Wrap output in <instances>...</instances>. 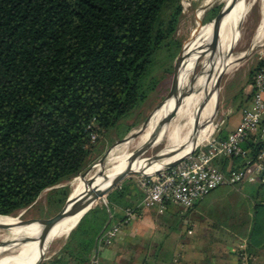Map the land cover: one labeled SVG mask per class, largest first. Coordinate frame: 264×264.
Instances as JSON below:
<instances>
[{
  "label": "trees",
  "instance_id": "16d2710c",
  "mask_svg": "<svg viewBox=\"0 0 264 264\" xmlns=\"http://www.w3.org/2000/svg\"><path fill=\"white\" fill-rule=\"evenodd\" d=\"M219 11L210 10L207 23ZM183 12L182 0H0V215L31 207L48 189L52 208L63 209L70 188L59 186L104 154L92 132L117 129L157 90V73L174 75ZM263 69L264 61L248 85ZM244 92L236 97L241 107L254 90ZM242 148L244 155L218 156L214 166L229 176L263 164L248 235L253 255L264 249V127ZM137 191L136 184L113 190L107 205L73 229L62 253L92 264L114 209L129 207Z\"/></svg>",
  "mask_w": 264,
  "mask_h": 264
},
{
  "label": "rangeland",
  "instance_id": "374dc122",
  "mask_svg": "<svg viewBox=\"0 0 264 264\" xmlns=\"http://www.w3.org/2000/svg\"><path fill=\"white\" fill-rule=\"evenodd\" d=\"M246 1L247 4L251 6L250 11L241 25L238 43L231 52L232 56L234 57H240L242 54L246 53V55H244L245 60H243L242 62H237L235 66L230 69V71H227L223 76L219 85V112L212 126L210 127L207 138L200 144V146L197 147L198 151L206 148V146H209L212 143L227 140L230 135L232 121H234L236 117L242 114L243 110L247 106L249 107L252 103L251 100L241 107L240 105L242 104V102L236 98L242 90L245 91L244 94L246 97L251 95L252 89L251 86L248 85L249 75L252 70L256 69L259 64L264 61V41L256 48H253L257 29L262 19V11L260 10L262 9L261 0ZM204 2L205 0H182L184 12L179 31L177 33V39L183 43V52L180 55L179 59L186 51L187 45L193 39L194 32L200 26L201 28L198 35L201 36L207 33V31L211 32V30H203L204 27L202 28V26L210 24L207 23L208 12L212 9H220V14L228 3L226 2V0H214V2L211 4V7L204 14V16L201 19H198V11L202 8ZM179 59L176 61L175 67L178 64ZM199 62L200 63L197 71L198 75L204 69L205 58L200 59ZM263 70L257 72L256 79L261 74V72H263ZM157 75L161 79L160 85L158 86L157 90L150 95L149 99L138 110L134 112V115L132 117L124 120L122 122V125H120L117 129L110 131L107 135H97L95 133L97 135L96 140H99L100 150H104V154L95 162L94 165L91 166V168L86 173H84L85 175L82 174L79 177H76L73 180L59 186H68L70 188V196L68 200L78 186V182L76 180L78 178H81L85 182V191L89 190L94 183L93 179L95 178V175L98 171L97 167L99 166L98 164L100 160L105 155H107L108 152L113 149V147L117 143L126 139L133 131L141 128L143 124L150 119L155 110L169 97L173 89L175 74L169 77H164L160 71L159 73H157ZM176 116L177 113L176 115H174V118ZM175 125H177V123ZM128 127H132L130 132L124 138H121ZM190 127L191 124L189 123V121H182V123H180L181 136H184L188 132ZM257 132L258 131H256L255 133ZM138 138L139 136H137L134 141H136ZM168 147L169 141L168 139H165L157 143L156 146L149 149L139 159L152 160V158L162 154ZM134 151L135 147L132 143L127 148L119 150L117 152L118 154L116 153L115 156L131 154ZM115 156L111 158L109 156L107 157L106 163L104 165L105 168H109L112 165L111 163H113V159ZM262 171L263 164L259 163L254 168L249 169L246 172L247 177H256H254L255 181L253 183L246 181L244 183L235 185H225L213 191L206 197V200L201 203L202 206L200 208V213H204L203 215L199 216L198 220H196L192 212L186 215L185 210L182 211L179 209L170 208L168 211V206L165 210H159L155 208L154 214L158 226L157 235L159 240L153 243L152 241H148L147 238H142L140 242L137 241L138 243L136 246V250H138L142 254L149 251L154 252L166 239H169V246L171 247V249H173L174 252L176 250L185 252L187 247H194L195 249H198V243H196L194 240L198 239V234H201L203 236L211 234V232L208 231V227H212V232H214L215 234L217 233L220 234L219 236H223V233L226 232V230L232 225L242 224L243 220H245L246 217L249 218L250 215L251 217L253 216L252 206H250L245 199L247 195H254L257 192L259 187L257 177L261 174ZM149 177L151 176L145 175L143 172L133 174L127 177L119 185V187L124 184H136L137 186ZM51 190L52 189H48L44 191L34 205L18 212L12 217H19L22 221H46L53 218L59 213V211H56L57 209L52 208V205L49 203V194ZM107 197L108 195L105 197V199H100L99 201H97L94 204L93 208L104 204L107 205ZM143 215L142 211L139 212V216L144 217ZM139 216H137V219H141ZM111 220L112 218L110 219V222ZM2 235H7V232L0 230V241ZM174 238L176 239L174 240ZM161 239L162 242H160ZM66 241H68L67 236L65 238L54 240L51 243L48 251L46 252L44 260L40 264H47L50 257H53L55 253H58L59 251L62 252L65 247ZM232 245L230 246V253H235V255L238 256L240 264H258L256 258L254 259V257L248 253V246L245 243L243 244L242 240L236 242L234 246ZM134 253L135 251L132 250L126 251V253L124 251L122 259H120L122 261L119 264H129L134 262L136 263L137 258L135 257V255L132 256ZM63 256H65V253L63 254Z\"/></svg>",
  "mask_w": 264,
  "mask_h": 264
},
{
  "label": "bare ground",
  "instance_id": "6f19581e",
  "mask_svg": "<svg viewBox=\"0 0 264 264\" xmlns=\"http://www.w3.org/2000/svg\"><path fill=\"white\" fill-rule=\"evenodd\" d=\"M233 1L226 0L227 5ZM213 2L214 0H205L202 8L198 11V19L204 16ZM250 7L246 0H236L234 8L226 15L218 28L213 30V25L210 24L203 30H211V32L207 31L201 36L198 35L201 26L194 32L193 39L187 45L179 62L176 83H178L181 95L178 102H176V98L168 97L141 128L133 131L124 141L117 143L108 155L110 158L132 143L135 151L131 154L115 156L109 168L104 167L106 160L104 163H99L98 171L93 179L94 183L89 190L85 191V182L78 178L76 180L78 186L71 194V200L80 201L85 194L106 184L107 179L115 177L128 168H132L136 172H143L148 176H154L188 158L204 142L216 116V99L218 102L219 95V89L216 87L217 77L224 68H228L227 71H230L246 55L245 53L240 57H234L231 52L238 43L241 25L249 13ZM261 7L262 19L257 29L253 48L264 41V0H261ZM210 46L216 49L215 58L211 60V55L206 54L204 69L198 75L199 56L202 50H207ZM176 104L178 107L177 116L172 119L157 139V143L168 139L169 147L157 159H137L133 162L134 153L151 140L159 124ZM185 120L189 121L191 127L184 136H181L180 123ZM176 123L177 125H175ZM137 136L139 138L134 141ZM106 186L107 184L103 188ZM85 212L86 210H80L67 214L55 227L49 240L54 241L68 236ZM45 227L46 222L24 223L19 217L0 215V230L7 232V235L1 236L0 264H35L42 254L41 237Z\"/></svg>",
  "mask_w": 264,
  "mask_h": 264
},
{
  "label": "built area",
  "instance_id": "2783aa9c",
  "mask_svg": "<svg viewBox=\"0 0 264 264\" xmlns=\"http://www.w3.org/2000/svg\"><path fill=\"white\" fill-rule=\"evenodd\" d=\"M252 87V103L243 110L239 127L227 140L212 143L200 151L197 148L176 167L146 178L140 183L145 193L142 203L138 207L126 208L123 223L113 225L104 233L101 241L106 246H111L119 237L123 225H129L138 218L140 207L165 210L168 205H175L186 210L192 209L221 186L255 181L254 175L249 178L244 171L228 176L214 166V160L218 156L244 155L242 145L250 135L264 127V70ZM93 127L94 124L88 129L93 131ZM91 135L95 141L97 135L94 132Z\"/></svg>",
  "mask_w": 264,
  "mask_h": 264
},
{
  "label": "crops",
  "instance_id": "0c3cea01",
  "mask_svg": "<svg viewBox=\"0 0 264 264\" xmlns=\"http://www.w3.org/2000/svg\"><path fill=\"white\" fill-rule=\"evenodd\" d=\"M251 89L253 92L252 86ZM241 117L242 114L232 121L230 134L239 127ZM137 188L138 191L133 192L129 197V207L140 206L144 199L145 193L140 184L137 185ZM205 200L206 198L192 209L186 210L175 205H168L167 209L168 211L170 208H175L182 211L185 210L186 215L192 212L196 220H198L199 216L203 215L204 213H200V208L202 206L201 203ZM245 200H247V203L252 206L253 209L255 205L253 194L247 195ZM139 209L142 211V215L144 214V217H141V219H136L129 225H123L119 237L111 246H106L103 241H101L98 251L92 257V264H119L122 261L120 259H122L124 251L126 253V251L129 250L135 251L132 256L135 255L137 258L136 263L134 262L129 264H240L238 256L235 255V253H230V246L232 244V246H234L236 242L241 240L243 244L245 243L247 246L249 244L248 235L251 231V215L249 218L246 217L242 224L232 225L226 230V232L223 233V236H219L220 234L217 233L215 234L212 232L213 228L208 227V231H210L211 234H208L207 236L198 234V239L194 240L196 243H198V249H195L194 247H182L186 248L185 252L181 250H176L174 252L169 246V239H166L165 241L163 240L164 242L161 243L159 248H157L154 252L149 251L142 254L136 250L137 243L140 242L142 238H147L148 241H152L153 243L157 242L159 238L157 235L158 226L154 214L155 208L143 209L140 207ZM125 210L126 208L122 207H116L114 209L113 215H111L112 226L123 223L125 220ZM69 236L70 234L67 236V240ZM175 239L176 238H174V240ZM160 242H162V239ZM66 243L67 241L65 242V245ZM252 256L254 259L256 258L258 264H264V249L256 254H253ZM47 264L76 263L68 255L63 256L62 252L59 251L58 253H55L53 257L49 258V262Z\"/></svg>",
  "mask_w": 264,
  "mask_h": 264
},
{
  "label": "water",
  "instance_id": "95a60500",
  "mask_svg": "<svg viewBox=\"0 0 264 264\" xmlns=\"http://www.w3.org/2000/svg\"><path fill=\"white\" fill-rule=\"evenodd\" d=\"M235 2L236 0H234L230 5H227L224 10L212 21L210 22V24L213 25V30L218 28V26L223 22L224 18L226 17L227 14H229L232 9L235 6ZM208 24V25H210ZM207 26V25H206ZM205 26H202V28ZM219 35V34H218ZM183 52V50H182ZM182 52L180 53V55L182 54ZM210 54L211 55V60H213L215 58V53H216V49L213 48L212 46L209 47V49L207 50H202L199 58L202 59L204 58V56L206 54ZM180 57V56H179ZM178 57V59H179ZM183 55L181 56V58L178 61L177 66L175 67V79H174V83H173V89L171 94L169 95V97H174L176 98V102H178V98L180 97V93H179V86L178 83H176L177 77H178V73H179V62L182 59ZM177 59V60H178ZM245 59V56L242 57L238 62H242ZM228 68H224L218 75L217 77V81H216V87L219 89V85L220 82L223 78V76L225 75V73L227 72ZM177 104L174 106V108L172 109V111L166 116V118L159 124V127L155 133V135L151 138V140H149L144 146H142L139 150H137L132 158V161L135 162L137 159H139L144 153H146L149 149H151L152 147L157 145V139L158 136L160 134L163 133L164 129L168 126V124L172 121V119L174 118V115H176L177 113ZM216 116L215 119L218 115L219 112V95H218V102H217V106H216ZM125 140V139H124ZM123 140V141H124ZM122 142V141H121ZM112 150V149H111ZM110 150V151H111ZM110 151L108 152L107 155H105L99 163H104V161L107 159L108 155L110 154ZM161 155V154H160ZM160 155L152 158V159H157L160 157ZM185 160V159H183ZM183 160H181L180 162H182ZM180 162H178L177 164L172 165L171 167H169L168 169H171L173 167H176ZM167 169V170H168ZM86 173V172H85ZM140 172H136L134 171L132 168H128L124 171H122L121 173H119L118 175H116L113 178L107 179L106 184L107 186L105 188H103L106 184L104 185H100L98 187H96L93 191L88 192L87 194L84 195V197L78 201V200H71L70 199L67 201V203L65 204V206L63 207V209L57 214L55 215L53 218H51L50 220H41V221H36V220H32V221H22L24 223H31V222H46V227L42 233V237H41V250H42V254L40 255V258L37 260V262L35 264H40L43 260L44 257L46 255V252L48 251L51 243L53 241L49 240L55 227L65 218V216L71 212L74 211H80V210H86V212L83 214V216L81 217V219L79 220L78 224L80 223V221L82 220V218L91 210L93 209L92 206H94V204L99 201L100 199H105V197L107 195H109L113 190H115L116 188L119 187V185L129 176L133 175V174H138ZM110 223V221H109ZM108 223V225H109ZM77 224V225H78ZM106 228L103 230V232L100 234V236L97 239V245L98 242L101 238V236L104 234Z\"/></svg>",
  "mask_w": 264,
  "mask_h": 264
}]
</instances>
